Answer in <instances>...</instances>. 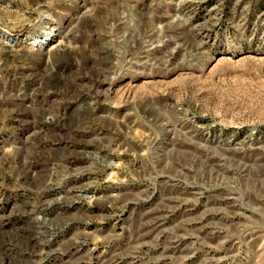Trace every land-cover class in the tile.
Listing matches in <instances>:
<instances>
[{"label":"rangeland","instance_id":"rangeland-1","mask_svg":"<svg viewBox=\"0 0 264 264\" xmlns=\"http://www.w3.org/2000/svg\"><path fill=\"white\" fill-rule=\"evenodd\" d=\"M0 30V264H264V0H0Z\"/></svg>","mask_w":264,"mask_h":264},{"label":"bare ground","instance_id":"bare-ground-1","mask_svg":"<svg viewBox=\"0 0 264 264\" xmlns=\"http://www.w3.org/2000/svg\"><path fill=\"white\" fill-rule=\"evenodd\" d=\"M45 15V14H44ZM54 33V29H50L49 27H43L41 28V30L37 33V35L35 34L30 40H32L31 42V46H38L41 47L42 45L48 43ZM12 40V37H10L8 35V33L6 31L0 30V41H5L6 43ZM33 47V48H34Z\"/></svg>","mask_w":264,"mask_h":264}]
</instances>
